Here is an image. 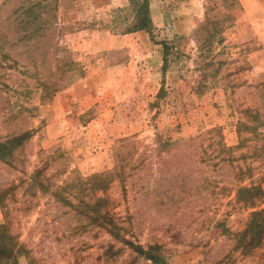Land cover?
I'll return each mask as SVG.
<instances>
[{"label":"rangeland","instance_id":"rangeland-1","mask_svg":"<svg viewBox=\"0 0 264 264\" xmlns=\"http://www.w3.org/2000/svg\"><path fill=\"white\" fill-rule=\"evenodd\" d=\"M149 7L0 0V264H264V0Z\"/></svg>","mask_w":264,"mask_h":264},{"label":"trees","instance_id":"trees-1","mask_svg":"<svg viewBox=\"0 0 264 264\" xmlns=\"http://www.w3.org/2000/svg\"><path fill=\"white\" fill-rule=\"evenodd\" d=\"M226 1L232 2V3L234 2V0H226ZM47 4H50V3H47ZM132 4L133 6H135V16H134V21H133V27L126 29V31L128 32V31H131L132 29H139V30L143 29V30L150 32L152 22H151V17H150L149 0H142L140 2L139 1L137 2L136 0H132ZM46 37L50 39V34L45 33V38ZM25 136H28V135L26 134V135H21V136H15L12 139H9L8 141L0 143V153L1 152H3V154L11 153L13 148L16 146V143L19 142L21 139L25 138ZM190 141H192V139ZM188 142L189 141H185L184 144H187ZM170 144L171 143L169 142L166 143V145H170ZM243 191H255L254 195L250 199H247L248 201L251 200L250 202L254 201V203L260 200L263 194V191L257 187L253 188V187L242 186L239 188V192H243ZM3 227L4 226L1 225L0 229H2ZM258 227L264 228V208L257 209L251 213L247 227L243 231L242 235H244V238H245L248 235H250V233L254 232V229H258ZM261 232L262 231L260 230L259 233L257 232V235H254V234L250 235L249 240L247 241L248 242L247 245L250 246L249 241L255 240V238L258 237ZM262 236L260 237V240H262L263 238ZM244 238H242L241 240H243ZM130 244H132V246H134L140 252H144V249L141 245H135L132 242H130Z\"/></svg>","mask_w":264,"mask_h":264}]
</instances>
